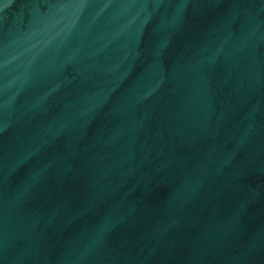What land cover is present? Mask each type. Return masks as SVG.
Wrapping results in <instances>:
<instances>
[{
	"label": "water",
	"instance_id": "obj_1",
	"mask_svg": "<svg viewBox=\"0 0 264 264\" xmlns=\"http://www.w3.org/2000/svg\"><path fill=\"white\" fill-rule=\"evenodd\" d=\"M0 264H264V0H0Z\"/></svg>",
	"mask_w": 264,
	"mask_h": 264
}]
</instances>
